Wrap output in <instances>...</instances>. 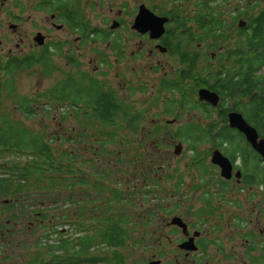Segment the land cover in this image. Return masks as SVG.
<instances>
[{"label":"rangeland","instance_id":"obj_1","mask_svg":"<svg viewBox=\"0 0 264 264\" xmlns=\"http://www.w3.org/2000/svg\"><path fill=\"white\" fill-rule=\"evenodd\" d=\"M36 1L0 0V58L5 59L9 56V51L11 56H24L30 51L28 44H32L33 37L31 35L36 31H46L49 35V42L65 43V53L53 57V61L59 71L49 79L41 78L37 69L21 73L16 81L18 92L22 95H36L52 87L65 74H74L79 70L81 73H86L97 79L104 85L106 91L112 92L116 98L123 100L125 104L131 107L133 113L141 115L139 127L134 133H131L124 125L125 123L121 122V130L117 131L119 136L116 138L118 141L116 144L111 139L105 138L104 131L96 129V123L85 126L81 119H74L72 115H69L68 120L64 123L44 118L42 124L48 127L49 133H54L55 129L63 127L61 132L68 137V130L71 129V142H65L57 146L60 149L71 148L74 151V169L77 170V176L86 177L87 186L76 192L77 201H80L81 198V203L85 206L91 207L94 204L102 208L108 206L109 202L103 201V199L109 198L113 190L121 191V194L125 192V187L121 181V161L131 162L136 149L141 150L145 145V142L139 143L137 141L139 137L146 138V142L154 141L155 139L159 140L155 145L157 149L148 151L155 154L152 157L155 167H151L152 172L146 173L151 177V180L146 184H142V186L148 187L140 193L143 196V200L153 199L152 202H157V205L163 204L165 206L168 204L167 202L184 199L185 197L187 200H199L198 191L193 193L191 190H187L185 191L186 194L183 195V193H180L182 188L177 191L172 189V187L176 186V177L185 178L186 182H188L187 184H190L189 180L194 175L192 168L196 167L192 166V162L204 157L208 145L204 142L191 145L176 136V133L186 125L196 126L203 131L208 123L217 121L218 117L211 112L210 117L205 119L209 114L203 113L202 110H200L201 112L197 110L180 112L174 109L172 115H166L163 111V106L168 105L170 109L172 105L169 102L164 103V100L179 99L181 94L167 92L166 87L162 84L178 83L182 88L181 92L188 93L191 96L188 97L189 99L204 103L198 100L197 92L200 88H193L191 81H184V83L181 81L180 72L183 66L178 63L175 56L158 53L151 57L148 53L151 49L150 44L147 42L148 40L146 41L131 30V24L136 17L137 7L141 4L146 6L156 16L164 15L178 8L179 15L192 18L196 15L195 5L197 0H81L80 4L85 8L84 13L90 25L95 30L103 32L102 38L94 44L87 42L84 44L83 40L75 43L74 38L79 37V35L71 34L66 27L61 30L53 28L50 25L49 14L34 9ZM250 1L217 0L215 10L217 13H222V19L228 23L229 31L225 33L224 38L208 42L213 44L215 49L208 48V43L206 42L192 45V52L199 55L198 66L200 70L203 71L206 66L210 67L208 71L212 70V68L218 69L217 64L214 63L215 60L210 59L209 56L217 54L222 43L231 47L234 44L242 45L245 42V40L241 39H238V42H234L233 38H231L232 31L230 30L232 25L229 21L233 20L231 17L234 16L230 12L240 6L245 7ZM254 1L258 3V6ZM263 7L264 0H253V10H261ZM120 10L121 14H118ZM251 12L252 10L248 9V14ZM248 14L243 13L242 15L248 16ZM244 19L246 20V18ZM114 20L120 26L116 30L111 31L110 26ZM10 23L18 25L16 32L11 31L8 26ZM56 24L61 23L57 22ZM168 25L170 26L166 29L170 30L174 28L175 23L172 21ZM187 26L191 28L192 33H198V27L195 24L189 22ZM114 43H118L115 50H113ZM16 45H20V47L17 49ZM69 50L74 52L68 54V56L73 55L77 60V64L80 66L78 70L67 64L66 53H69ZM226 67L230 68L231 63H228ZM9 103H5V105H9ZM226 106L227 103H225ZM191 108L193 109L195 106H191ZM57 111L59 114L62 113L63 107H59ZM27 123L35 130L39 129V121H27ZM101 142H109L110 145H107L104 151L95 153V150L99 149ZM178 143L182 144L181 155L175 156L173 153L174 146ZM194 146L195 149L191 150L190 148ZM128 155L129 157L126 159ZM11 160H13V157L6 156L4 158L5 162ZM139 160L146 164L143 156ZM94 168L103 170L108 176L98 178L93 174ZM134 169L133 165H131L129 171ZM140 169H144V166L140 167ZM111 171L113 172L112 175ZM78 172H81V174ZM102 180L104 181V189L97 194L93 191L94 183H100ZM184 188L186 189V187ZM85 194L86 197H84ZM127 194L132 195L134 192H127ZM237 195V193L230 192L227 196L235 198ZM94 198H101L102 201L94 202ZM230 198L228 199L233 200ZM4 202L10 201L8 199H0V203ZM112 205L116 207L115 214H117L118 209H120L121 213V201ZM125 206V216L129 221L128 224L131 225V219L134 218L131 213L135 209L126 203ZM229 207L231 212H236L237 209ZM148 209H150L149 206L139 209L140 214L144 215ZM54 210H56L55 214L61 216V218L67 214V211L62 210L60 205ZM70 218L72 225H65L59 219L57 228L63 234L67 231L69 232L67 233L68 235L70 234L71 237L76 238L80 233L76 231L75 224L80 221V218H78L77 214L73 215L71 213ZM155 220L157 221L156 218ZM47 222L39 219V216L34 213L29 217L24 214L19 216V210H16V207L7 209L6 214L0 215V264H30V260L37 251L35 242L38 237L44 234L42 227ZM64 222H66L65 219ZM86 225H90L89 220H87ZM6 226L8 228H4ZM125 229L129 231L130 241L124 249L120 250L123 253L122 264H149L155 261L153 255L157 246L153 242L154 237L150 233H141L135 225L131 226L130 230L125 225ZM5 239L8 240L9 246L6 245L7 241ZM4 241L6 244H4ZM12 241L13 246L11 247ZM106 252L97 250L92 252V254L98 253L102 256ZM254 255L256 256L257 253Z\"/></svg>","mask_w":264,"mask_h":264},{"label":"trees","instance_id":"obj_2","mask_svg":"<svg viewBox=\"0 0 264 264\" xmlns=\"http://www.w3.org/2000/svg\"><path fill=\"white\" fill-rule=\"evenodd\" d=\"M53 1L51 9L56 8V2L59 0ZM216 2L217 0H197L196 15L192 18L179 15L178 8L164 14L171 15L170 18L175 23L174 28L167 32V41H170L171 52L185 59L180 63L183 66L180 72L183 83L191 81L193 88H208L221 94L228 101L231 93H235L234 90L232 91L230 70L212 68L208 71L210 67L206 66L203 72L196 61L198 54L192 53L191 50L194 43H208L210 40L214 42L224 38L225 33H228L229 26L215 10ZM254 3L258 6L257 2ZM62 5L65 6L66 3L63 2ZM42 7L40 6L41 9ZM233 16L231 18L234 22L240 17H246L247 29L251 28L253 58L250 66L255 72L256 68L264 65V7L250 17L239 12ZM189 22L198 27V33H192L191 28L187 26ZM78 28L77 33L86 32L81 26ZM102 36V31L94 29L89 33L87 40L96 43ZM117 45L118 43L113 44V50L117 49ZM207 46L215 49L213 44L208 43ZM62 54L60 48H44L39 54L0 58V199L10 201L0 203V215L6 214L7 209L16 207L19 216L24 214L29 217L34 213L39 219L49 221L42 227L44 234L35 242L37 251L30 264H122L123 253L120 250L130 241V234L124 226L128 220L120 213V209L115 214L116 207L112 205L121 201V191L113 190L109 198L103 199L109 202L107 207L101 208L94 204L91 207L85 206L81 203V198L77 201L76 192L87 186L86 177L77 176V170L74 169V151L71 148L60 149L57 146L71 142V129L68 130L69 136L66 137V134L61 132L63 127H58L54 133H49L48 127L42 123L44 118L64 123L69 115H72L74 119H81L85 126L96 123V129L104 131L105 138L111 139L116 144L121 122L125 123L131 133H134L139 127L141 115L133 113L131 107L123 100L106 91L104 85L97 79L81 73L73 55L67 56L66 61L69 66L78 70L77 72L65 74L52 87L36 95H22L18 92L16 81L21 73L37 69L41 78L49 79L59 71L53 57ZM255 81L254 76L252 78L245 76L240 90L241 95L249 92ZM162 85L166 87L167 92L181 94L179 99L170 101L167 99L164 102L172 105L170 109L168 105L163 106L166 115H172L174 109L180 112L202 110L203 113L209 114L205 119L210 117L211 112L217 115L212 108L207 109L205 104L189 99L188 97L191 96L182 93L178 83ZM5 103L9 105L6 106ZM191 106L195 108L192 109ZM59 107H63V112L60 114L57 111ZM219 119L226 121L225 114ZM27 121H39V129L35 130ZM200 132L201 130L196 126L186 125L179 129L176 136L191 145H197L203 138L199 135ZM211 137L210 134L204 135V138ZM227 138L229 139V135ZM107 145L110 143L101 142L95 153L104 151ZM190 149H195V146ZM6 156L13 157V160L5 162ZM93 174L98 178L108 176L98 168H94ZM103 182V180L100 183L95 182L93 191L97 194L101 193L104 189ZM100 201L101 198H94V202ZM58 205L62 210L67 211L63 216L66 222L55 214L54 209ZM70 213L77 214L80 218L75 224L76 231L80 233L76 238L68 235L67 231L63 234L57 228L59 219L65 225H72ZM87 220L90 222L89 226L86 225ZM5 240L7 244L5 241L4 244L9 246L8 240ZM90 247L92 251L89 253ZM97 250L107 252L102 256L98 253L91 254Z\"/></svg>","mask_w":264,"mask_h":264},{"label":"flooded vegetation","instance_id":"obj_3","mask_svg":"<svg viewBox=\"0 0 264 264\" xmlns=\"http://www.w3.org/2000/svg\"><path fill=\"white\" fill-rule=\"evenodd\" d=\"M80 1L59 0L56 2V8L51 9L53 0H37L34 9L49 14L50 25L56 30L66 27L71 34L79 35L74 38L75 43L83 40L84 44L86 42L94 44L87 40L94 28L86 18L85 8L81 6ZM63 2L66 3L65 6L62 5ZM142 5L137 7V12ZM252 5L253 0L245 7L240 6L230 13L233 15L238 12L248 14V9H251L252 12L248 16H253L257 9L253 10ZM40 6L46 7L41 9ZM118 14H121V10ZM219 14L222 19V13ZM159 16L169 19L165 25V33L159 40L149 39L148 33L137 34L146 41L148 40L151 47L148 53L151 57L158 53L170 54L177 58L179 64L183 63L184 57L174 55L171 52L170 41H167L168 30L166 28L170 26L168 24L172 22V19L169 15ZM244 18L246 17L229 22L232 25L230 31H232L233 41L238 42V39H241L245 42L242 45L234 44L231 47L222 43L217 54L209 56L210 59L215 60L214 63L217 64L218 70H230L232 91L234 90L235 93H231L227 102L225 97L213 91L219 96L218 105L210 106L202 103L207 109L215 110L217 115L213 113L218 117L217 121L208 123L206 129L199 133L201 137L203 136V138L200 137V142L207 144L208 149L202 159L192 162V166L196 167L192 168L194 175L189 180L190 184H187L185 178L176 177V186L172 187L177 191L182 188L180 193L183 195L187 190L193 193L198 191L199 200H187L185 197L167 202L166 206L157 205V202H152L153 199L143 200L140 193L148 187L142 184L151 180L146 173L152 172L151 167H155L152 159L155 154L148 151L157 149L155 145L159 140L146 142V138L139 137L137 139L139 143L145 142L141 148L143 151L136 149L131 162L121 161V181L125 187V192L121 194V214L126 215L125 203L135 209L131 213L134 216L131 219V225L128 221L126 226L130 230V227L135 225L141 233H150L154 237L153 242L157 247L153 256L159 264H264V155L257 150L261 148L264 151V72H262L264 65L256 68L255 72L250 66L253 58L251 28L247 29V18L246 20ZM239 21L244 22L245 27H239L237 25ZM57 22L61 24H56ZM115 22L119 28L120 24ZM8 26L13 32H16L18 27L17 24L12 23ZM78 26L86 29V32L77 33ZM37 35L41 37V47L35 41ZM31 36L33 37L32 44H28L30 51L25 54L26 56L39 54L44 48H60L65 53V43L49 42V35L46 31H36ZM19 47L20 45H16L17 49ZM70 53L74 52L69 50L66 55ZM8 54L11 56L10 51ZM196 61L199 63V55L196 56ZM228 63H231L230 68L226 67ZM245 76L251 78L254 76L256 81L252 86L249 85L251 86L249 92L241 95L240 90ZM225 103H227L226 107ZM231 112L241 114L247 125L253 129L251 137L256 136L255 141L253 139L252 143L248 142L243 133L228 126L227 115ZM224 114L226 121L219 119ZM210 126H215V128H208ZM205 134H210L212 137L204 138ZM215 150H218L231 164L228 177L223 176L221 169L211 161ZM141 156L144 157L146 164L139 160ZM128 157L129 155L126 159ZM131 165L135 169L129 171ZM142 166L144 169H140ZM127 192H134V194L128 195ZM230 192L237 193V197H228ZM148 206L150 209L141 215L139 209ZM229 206L237 209L236 212H231ZM91 251L90 247L89 253ZM255 253H257L256 256Z\"/></svg>","mask_w":264,"mask_h":264},{"label":"water","instance_id":"obj_4","mask_svg":"<svg viewBox=\"0 0 264 264\" xmlns=\"http://www.w3.org/2000/svg\"><path fill=\"white\" fill-rule=\"evenodd\" d=\"M167 23V17L156 16L142 5L139 7L137 15L134 18L131 30L142 35L148 33L151 40H159L165 33V25ZM243 26H245V23L239 22V27ZM117 27L118 24L113 21L110 29L114 30ZM35 41L38 43L39 47L42 46L40 35L36 36ZM197 96L199 101L207 103L211 106H216L219 103V96L215 92L205 88L199 89ZM227 119L228 126L230 128H235L239 132L243 133L248 142L252 143L253 139L255 141L256 136H254V138L251 137L253 129L247 125L241 114L236 112L228 113ZM181 147L182 146L180 144L174 147V155H179L181 153ZM257 150L260 154L264 155V151L261 148H257ZM211 161L214 165H217L221 169L223 176L228 177L231 172V164L218 150L213 151ZM149 264H159V262L154 261Z\"/></svg>","mask_w":264,"mask_h":264}]
</instances>
